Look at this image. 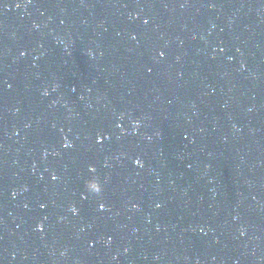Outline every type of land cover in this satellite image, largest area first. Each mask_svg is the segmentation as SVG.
<instances>
[{
  "label": "water",
  "instance_id": "water-1",
  "mask_svg": "<svg viewBox=\"0 0 264 264\" xmlns=\"http://www.w3.org/2000/svg\"><path fill=\"white\" fill-rule=\"evenodd\" d=\"M0 264H264V0H0Z\"/></svg>",
  "mask_w": 264,
  "mask_h": 264
},
{
  "label": "snow or ice",
  "instance_id": "snow-or-ice-1",
  "mask_svg": "<svg viewBox=\"0 0 264 264\" xmlns=\"http://www.w3.org/2000/svg\"><path fill=\"white\" fill-rule=\"evenodd\" d=\"M17 7H19V5H17ZM147 23V21H145V24ZM21 55H24L23 53H21ZM66 147L68 146V145H65ZM137 164H139V161H137ZM89 171H94V169H89ZM52 179L53 180H55L56 179V177L55 176H53L52 177ZM93 181H95L94 179L92 180V181H89V182H93ZM89 182H87V184L89 183ZM97 182L95 181V183H92L91 184V191H89L88 189V191L90 192V193H94L95 195H97V196H99L100 194H101V192H102V188H101V186L99 185L98 187H97ZM157 207H159V205L157 206ZM103 208H104V205H100V210L101 211H103ZM73 212H75V209H73ZM37 230L38 231H42V229L40 228V227H38L37 228ZM243 234V233H242Z\"/></svg>",
  "mask_w": 264,
  "mask_h": 264
},
{
  "label": "clouds",
  "instance_id": "clouds-1",
  "mask_svg": "<svg viewBox=\"0 0 264 264\" xmlns=\"http://www.w3.org/2000/svg\"><path fill=\"white\" fill-rule=\"evenodd\" d=\"M46 94V93H45ZM92 183H95V181H93V182H89L87 185H86V187H87V189L89 190V191H91V184ZM99 185L97 184V187H98Z\"/></svg>",
  "mask_w": 264,
  "mask_h": 264
}]
</instances>
